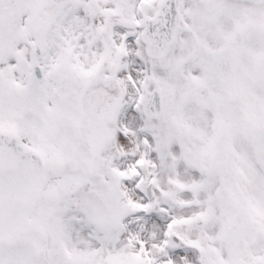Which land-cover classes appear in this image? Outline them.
Returning a JSON list of instances; mask_svg holds the SVG:
<instances>
[{
    "label": "rangeland",
    "instance_id": "obj_1",
    "mask_svg": "<svg viewBox=\"0 0 264 264\" xmlns=\"http://www.w3.org/2000/svg\"><path fill=\"white\" fill-rule=\"evenodd\" d=\"M244 21H249V29L246 32L242 44L239 47L230 46L228 40L233 33V29L243 26ZM218 24L221 30L215 31L208 21L203 22V25L208 32L202 33V35L207 41H213L216 39L217 47L215 48L216 45L212 47L215 49L207 54V60L200 66L199 79H203L204 88L209 89L214 87L216 89V101H210L208 98H206V101L211 105H216L218 107L221 121H223L219 122V126L222 127L220 129L222 133L220 134V142L222 145L219 149V154L224 153V155H228L227 162L229 168L232 170L231 176H235L237 181L235 187L233 185L229 186V191L235 195L236 198L239 199L240 197L243 199L244 190L239 186L245 185L248 181V183H250L249 186L252 187V192L259 197L260 189L257 185L261 186V184L264 183V180H261L262 177L260 174V176L257 177L261 180L260 182L248 178V175L250 174L257 176L254 171L256 170L254 165L252 167V159L247 157L249 154L252 156L253 153V129H251V135L249 138H246L247 134H243L244 127L239 125L234 127L231 124L236 125L235 122H238L239 119L237 105L246 106L248 110L255 106L258 110L257 114L243 119L246 123L250 120V126L257 128V131H259L261 127L259 123L255 124V122H260V118L264 113L262 111V108H264V86H262V80H264V35L257 31V27L260 25L264 26V0H228L227 5L223 8V12L220 13ZM222 27H224V31H222ZM217 52H225V54L230 57L233 68L232 80H228L227 78L221 79L218 76L215 70V61L212 59V56ZM188 68L194 69L192 65ZM5 107V101L0 98V110L3 112ZM7 113L12 119L18 116V112L14 111L11 107ZM3 117V114H1L0 120H2ZM262 121L264 120L262 119ZM228 123H230V125ZM14 126L19 125L17 123L8 124L0 121V127L12 128ZM218 161L219 160L216 162ZM238 165L242 166L245 171H247V168L249 169L246 173L241 172ZM49 169H51V164L49 165ZM216 170L220 172L221 168H217ZM50 175L52 177V172ZM244 175H247L248 179H244ZM222 180L223 182H226L228 181V177L222 178ZM208 198L209 202H207V204L211 206L212 209L214 202H217L219 216L234 217L235 210H230L229 199H225L220 188L219 191L214 192L213 197L208 194ZM40 204L41 202L37 206H40ZM207 216H210L209 212L208 214L203 215L204 218ZM257 217L258 215H256V219ZM44 221L47 227H50L49 220L45 219ZM253 226L257 227L259 233H251L252 244L248 245L246 249L243 247L242 239L241 243H238V238L242 233L236 230L234 238L229 236L221 241L226 249L233 248L238 259H242L243 254L245 255L244 260L238 261L239 264H247V258L250 259V263L256 261L258 264H264V262L260 261L261 259L264 260V242L261 237V232L264 231V228L262 224L258 222V219L256 223L255 220H253ZM235 227H238V225H235ZM51 230L55 233V230ZM226 235L227 234H223L221 237ZM53 243V254H56L60 249L65 248V245H70V242L65 237L62 238V236H58V238L55 237ZM75 244L76 247L80 249L83 248L81 242L79 245H77V242H75ZM50 264L53 263L50 261Z\"/></svg>",
    "mask_w": 264,
    "mask_h": 264
},
{
    "label": "flooded vegetation",
    "instance_id": "obj_2",
    "mask_svg": "<svg viewBox=\"0 0 264 264\" xmlns=\"http://www.w3.org/2000/svg\"><path fill=\"white\" fill-rule=\"evenodd\" d=\"M52 2L53 0H47V3ZM87 0H65L63 6L71 7V14L68 19L73 25L72 33L69 35L66 31L59 32L58 34L55 31V23L52 22V18L49 14H43L40 8L41 3H39V9L37 10V36L39 37L41 43L44 45L47 42V39L52 41L55 45V49L52 51L51 62L57 57L60 53V49L69 45L73 46L75 44L80 45L84 42V33L88 32V26L91 22L89 21L88 14L87 16L84 13L85 7L83 6L84 2ZM94 5L97 4L98 7L104 8V3L99 0H92ZM41 2V0H37ZM62 7V6H60ZM56 19V23H58ZM65 39H70L68 43ZM18 66L19 69L26 70L25 59L21 56L17 57V60L11 61ZM65 73H70V69L59 65V67L50 73L51 76H57L64 78ZM68 82V85L64 86L59 85L55 87L52 91V101L55 104L52 105L55 112L60 111L64 106H67L68 112L66 114V120L68 132L70 137L86 135L89 126L86 127V130L82 131L83 124V111L89 106V103L92 98L95 97V94L92 93L88 95L89 88L83 87L81 79L73 80L72 78H64V81ZM89 114H87V117ZM87 139L89 137L87 136ZM89 141V140H88ZM172 150L175 154H178V148L176 145L172 147ZM207 244H211L210 238L207 235L199 234V256L204 257L208 256L209 253L205 248Z\"/></svg>",
    "mask_w": 264,
    "mask_h": 264
},
{
    "label": "bare ground",
    "instance_id": "obj_3",
    "mask_svg": "<svg viewBox=\"0 0 264 264\" xmlns=\"http://www.w3.org/2000/svg\"><path fill=\"white\" fill-rule=\"evenodd\" d=\"M14 134H15V136L17 137V139H18L20 142L25 143V144H28V145H30V146H32V147H34V148L37 149L36 144H35V141H34V140H30V139H28V138H27L24 134H22L19 130H15V131H14ZM40 152H41V151H40ZM41 154H42V156H43V160H44V162H45V165H47V164L49 163V156L46 155V154H43V153H41ZM47 183H48V181L46 180V182H45V187L47 186ZM48 187L50 188L51 185H48ZM43 245H44V244H43ZM34 264H44L43 256L40 255V256L36 259V261H35Z\"/></svg>",
    "mask_w": 264,
    "mask_h": 264
}]
</instances>
